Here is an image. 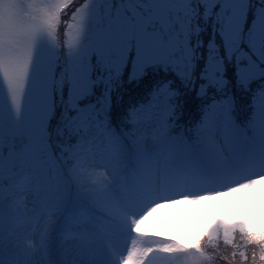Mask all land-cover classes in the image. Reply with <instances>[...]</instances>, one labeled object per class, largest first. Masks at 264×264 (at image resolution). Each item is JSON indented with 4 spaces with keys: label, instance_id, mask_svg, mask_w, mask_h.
Listing matches in <instances>:
<instances>
[{
    "label": "snow or ice",
    "instance_id": "snow-or-ice-1",
    "mask_svg": "<svg viewBox=\"0 0 264 264\" xmlns=\"http://www.w3.org/2000/svg\"><path fill=\"white\" fill-rule=\"evenodd\" d=\"M259 178L264 0H0V264H264L244 220L141 229Z\"/></svg>",
    "mask_w": 264,
    "mask_h": 264
},
{
    "label": "rangeland",
    "instance_id": "rangeland-1",
    "mask_svg": "<svg viewBox=\"0 0 264 264\" xmlns=\"http://www.w3.org/2000/svg\"><path fill=\"white\" fill-rule=\"evenodd\" d=\"M233 189L203 193L206 198L202 200L176 197L174 202H164L141 225L142 232L146 237L175 238L190 244L220 218L244 220L253 230H264V224L259 222L260 219L264 222V178L250 187L234 185ZM128 244L130 247L131 240ZM146 246L138 244V247Z\"/></svg>",
    "mask_w": 264,
    "mask_h": 264
},
{
    "label": "trees",
    "instance_id": "trees-1",
    "mask_svg": "<svg viewBox=\"0 0 264 264\" xmlns=\"http://www.w3.org/2000/svg\"><path fill=\"white\" fill-rule=\"evenodd\" d=\"M260 220H261V221H260ZM260 220H259V222H260V225H261V223H262V224H264V222L262 221V219H260ZM259 222H255V223H259ZM256 226L258 227L259 225H256ZM203 231H204L203 233H205V232H206V230H203ZM198 237H200V236H198Z\"/></svg>",
    "mask_w": 264,
    "mask_h": 264
}]
</instances>
